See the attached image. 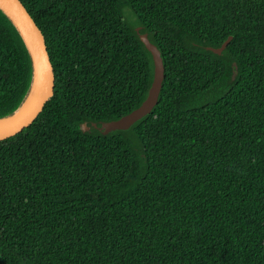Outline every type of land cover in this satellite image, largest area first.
Wrapping results in <instances>:
<instances>
[{"label":"trees","instance_id":"16d2710c","mask_svg":"<svg viewBox=\"0 0 264 264\" xmlns=\"http://www.w3.org/2000/svg\"><path fill=\"white\" fill-rule=\"evenodd\" d=\"M20 1L55 83L0 141V264H264V0ZM140 34L158 101L104 133L148 97ZM32 82L0 8V119Z\"/></svg>","mask_w":264,"mask_h":264},{"label":"water","instance_id":"95a60500","mask_svg":"<svg viewBox=\"0 0 264 264\" xmlns=\"http://www.w3.org/2000/svg\"><path fill=\"white\" fill-rule=\"evenodd\" d=\"M0 8L11 19L23 37L33 62V82L30 92L12 116L0 120L13 119L9 124L0 128V141L5 140L27 128L43 109L45 102L52 96L54 90V71L45 47L43 36L35 21L20 0H0ZM140 40L150 51L153 60V82L146 100L136 109L121 118L105 124L104 133L115 130H128L138 120L149 114L155 107L164 81V66L159 50L151 43L147 35L140 34ZM227 43L213 51L221 54ZM30 99L29 105L21 111ZM21 111V112H20Z\"/></svg>","mask_w":264,"mask_h":264},{"label":"bare ground","instance_id":"6f19581e","mask_svg":"<svg viewBox=\"0 0 264 264\" xmlns=\"http://www.w3.org/2000/svg\"><path fill=\"white\" fill-rule=\"evenodd\" d=\"M29 103H30V99L24 104V106L21 109V111H23L29 105ZM12 120H13L12 118L11 119H7V120L6 119L5 120H0V128L2 126H5V125L9 124Z\"/></svg>","mask_w":264,"mask_h":264},{"label":"rangeland","instance_id":"374dc122","mask_svg":"<svg viewBox=\"0 0 264 264\" xmlns=\"http://www.w3.org/2000/svg\"><path fill=\"white\" fill-rule=\"evenodd\" d=\"M125 15L129 21L134 22V16L131 14L130 10L125 8L124 9Z\"/></svg>","mask_w":264,"mask_h":264}]
</instances>
